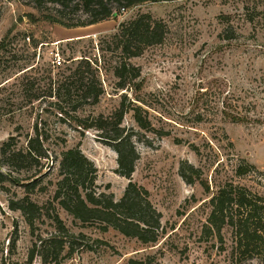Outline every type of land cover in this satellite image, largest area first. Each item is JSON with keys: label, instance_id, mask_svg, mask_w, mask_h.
Instances as JSON below:
<instances>
[{"label": "rangeland", "instance_id": "1", "mask_svg": "<svg viewBox=\"0 0 264 264\" xmlns=\"http://www.w3.org/2000/svg\"><path fill=\"white\" fill-rule=\"evenodd\" d=\"M56 8L52 3L40 9L30 0H0V43L4 40L0 49V142L21 132L19 144H25L26 134L33 133L39 121L50 135L47 144L53 152L59 155L80 145L98 168L99 190L113 192L120 199L129 179L117 173V153L101 143L94 130L83 132L73 121L61 119L48 97V83L59 72L70 74L83 55L97 57L106 93L99 104L86 106L83 114L111 113L124 92L117 89L113 71L119 56L100 47L106 48V37L121 21L138 12L163 20L168 33L162 43L131 58L142 76L133 81L127 94L129 98L140 95L155 126L171 131L163 137L149 135L150 145L137 142L140 158L132 176L149 190L151 201L162 213L159 240L144 243L113 228L104 231L98 223L75 220L58 207L66 226L84 235L75 241L80 249L63 256L58 264H130V258L148 256L163 264H232L231 227L223 229L224 241L220 242L217 236L204 234V224L210 198L227 182L264 195V0L148 2L121 11L118 17L72 27L47 17L55 16ZM58 54L61 65L53 63ZM31 92L43 97L33 101ZM124 124L136 126L130 114ZM59 137L66 138L65 145L59 144ZM184 163L201 171L197 177L186 168L193 183L181 175ZM240 166L245 174L236 172ZM58 173L59 160L43 179L46 191L37 189L31 198L40 205L47 203ZM202 182L208 183V190ZM8 186V191L0 187V264H30L36 238L22 212L9 208V198L15 193L24 195L25 189ZM37 225L36 232L44 235L55 230L50 219L38 220ZM83 241L91 249L81 248ZM32 264L44 263L38 256Z\"/></svg>", "mask_w": 264, "mask_h": 264}, {"label": "trees", "instance_id": "2", "mask_svg": "<svg viewBox=\"0 0 264 264\" xmlns=\"http://www.w3.org/2000/svg\"><path fill=\"white\" fill-rule=\"evenodd\" d=\"M30 1L40 9L46 3L57 6V14L47 17L72 27L92 25L118 17L122 8L128 10L148 2L172 0ZM167 33V25L163 20L154 18L149 12H138L121 21L116 31L106 37L107 40H103L107 46L100 47L102 51L118 53L113 71L118 79L117 89L124 90L119 104L109 114H95L93 111L83 114L86 106L99 104L106 93L101 80L102 66L97 57L83 55L70 74L59 72L55 77L51 76L48 83V97L52 98L51 103L56 105L61 119L69 123L73 121L83 132L94 130L97 139L117 153V173L129 179L120 199H115L113 192L99 190L98 168L84 154L80 145L64 149L59 155L53 152L47 144L50 135L40 127L39 121L34 124L33 133L26 134L25 144H19L21 132L19 136L11 135L6 141L0 142V187L8 191V185L13 184L25 189L24 195L15 193L14 197L9 198V208L22 212L36 238L30 250V264L38 256L44 264H58L63 256L72 255L80 249L75 241L78 238L84 239V235H76L66 226L58 207L67 211L75 220L98 223L104 231L113 228L144 243L159 240L163 231L162 213L151 201L149 190L133 181L132 176L140 158L137 142L150 145L149 135L163 137L171 134V131L165 127H156L145 100L140 95L129 98L127 91L131 89L133 81L142 76L141 68L134 65L131 58L141 56L148 47L162 43ZM3 47L4 40L0 43V49ZM31 93L32 100L43 97H40V93ZM129 114L136 126L124 124ZM59 141V144L65 145L67 140L59 137ZM58 160L59 173L53 196L47 203L40 205L31 198V194L37 189L46 191L47 187L42 185L43 179L51 173ZM187 167L192 173H197V177H200L201 171L192 164L182 165V177L188 183H193L194 177L188 174ZM243 167H238L236 172L245 174ZM22 173L29 176L23 178ZM202 183L208 190V183ZM209 206L210 213L204 224V234L217 236L223 242V229L231 227L232 264H264V195L253 192L244 185L227 182L210 198ZM44 219L53 220L55 224L51 235L36 232L38 220ZM79 245L83 249L92 247L85 241ZM129 263L163 264L151 256L145 259L130 258Z\"/></svg>", "mask_w": 264, "mask_h": 264}, {"label": "built area", "instance_id": "3", "mask_svg": "<svg viewBox=\"0 0 264 264\" xmlns=\"http://www.w3.org/2000/svg\"><path fill=\"white\" fill-rule=\"evenodd\" d=\"M122 11L124 12V11H126V9L125 8H122ZM28 39H30L29 37H28ZM58 63V65H61L62 64V61H61V56L58 54V58H57V60L56 61H54L53 60V63Z\"/></svg>", "mask_w": 264, "mask_h": 264}]
</instances>
